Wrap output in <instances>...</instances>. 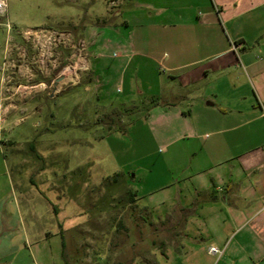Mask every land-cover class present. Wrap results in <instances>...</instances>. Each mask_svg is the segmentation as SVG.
<instances>
[{
	"label": "rangeland",
	"instance_id": "1",
	"mask_svg": "<svg viewBox=\"0 0 264 264\" xmlns=\"http://www.w3.org/2000/svg\"><path fill=\"white\" fill-rule=\"evenodd\" d=\"M104 3L7 0L0 12V197L17 203L28 231L26 245L21 233L1 235V261L217 264L200 249L178 257L184 223L145 206L149 192L174 174L153 143L141 98L125 101L117 71L103 65L84 78L107 77L102 89L84 79L56 81L61 52L75 51L62 48L61 33H84L98 17V37H123L119 16L107 17ZM122 168L128 179L116 177Z\"/></svg>",
	"mask_w": 264,
	"mask_h": 264
},
{
	"label": "crops",
	"instance_id": "2",
	"mask_svg": "<svg viewBox=\"0 0 264 264\" xmlns=\"http://www.w3.org/2000/svg\"><path fill=\"white\" fill-rule=\"evenodd\" d=\"M104 5L107 17L119 16L113 25L123 37H98V17L84 33H61L62 48L75 51L61 52L56 81L79 84L103 65L117 71L125 101L138 96L148 106L145 124L174 176L149 192L145 206L184 223L178 257L200 249L217 264H264V0ZM84 80L102 89L107 77ZM115 173L123 180L130 174ZM11 204L0 197V237L21 233L26 245L27 228ZM2 250L0 264H35L33 257L1 261Z\"/></svg>",
	"mask_w": 264,
	"mask_h": 264
},
{
	"label": "built area",
	"instance_id": "3",
	"mask_svg": "<svg viewBox=\"0 0 264 264\" xmlns=\"http://www.w3.org/2000/svg\"><path fill=\"white\" fill-rule=\"evenodd\" d=\"M8 8L7 0H0V12L6 11ZM209 252L214 255H221V251L215 247H211Z\"/></svg>",
	"mask_w": 264,
	"mask_h": 264
}]
</instances>
